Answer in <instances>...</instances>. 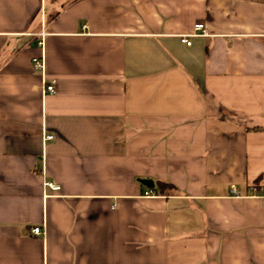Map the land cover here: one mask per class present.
Wrapping results in <instances>:
<instances>
[{"label":"crops","instance_id":"obj_1","mask_svg":"<svg viewBox=\"0 0 264 264\" xmlns=\"http://www.w3.org/2000/svg\"><path fill=\"white\" fill-rule=\"evenodd\" d=\"M0 264H264V0H0Z\"/></svg>","mask_w":264,"mask_h":264},{"label":"built area","instance_id":"obj_2","mask_svg":"<svg viewBox=\"0 0 264 264\" xmlns=\"http://www.w3.org/2000/svg\"><path fill=\"white\" fill-rule=\"evenodd\" d=\"M197 36H207L206 34V31H205V27L203 24H199L197 25L196 29H195V33L193 35H185V36H182L181 37V41L186 44V45H191L192 44V41H191V38L192 37H197ZM39 45L40 46H43V41L39 42ZM33 65H34V68L36 70H39V71H43L45 69V59L44 57H40V58H35L33 60ZM55 92V81H51L50 83H46L45 81V85H44V93L47 94V93H54ZM54 137L53 136H49L47 137V140H51L53 139ZM47 186L53 190V191H59L60 190V186L59 185H56L54 183H47ZM254 191H256L257 187L256 186H253L252 187ZM233 193H236V189L233 188ZM148 194V193H147ZM33 232L36 234V235H43V229L40 228V227H36L34 228Z\"/></svg>","mask_w":264,"mask_h":264},{"label":"trees","instance_id":"obj_3","mask_svg":"<svg viewBox=\"0 0 264 264\" xmlns=\"http://www.w3.org/2000/svg\"><path fill=\"white\" fill-rule=\"evenodd\" d=\"M159 187L155 188L154 191L157 192L158 194H167L170 191L175 190V188L173 187V185L169 184V183H163V182H159Z\"/></svg>","mask_w":264,"mask_h":264},{"label":"water","instance_id":"obj_4","mask_svg":"<svg viewBox=\"0 0 264 264\" xmlns=\"http://www.w3.org/2000/svg\"><path fill=\"white\" fill-rule=\"evenodd\" d=\"M143 182V184L145 185V186H147L148 188H153L154 187V183H153V181H150V180H144V181H142Z\"/></svg>","mask_w":264,"mask_h":264}]
</instances>
